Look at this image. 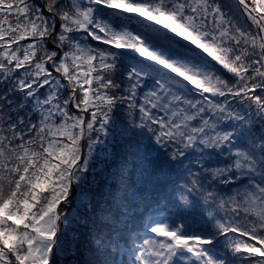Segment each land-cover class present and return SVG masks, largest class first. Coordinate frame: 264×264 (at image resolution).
Segmentation results:
<instances>
[{
  "label": "snow or ice",
  "instance_id": "snow-or-ice-1",
  "mask_svg": "<svg viewBox=\"0 0 264 264\" xmlns=\"http://www.w3.org/2000/svg\"><path fill=\"white\" fill-rule=\"evenodd\" d=\"M69 256L264 264V0H0V264Z\"/></svg>",
  "mask_w": 264,
  "mask_h": 264
},
{
  "label": "trees",
  "instance_id": "trees-1",
  "mask_svg": "<svg viewBox=\"0 0 264 264\" xmlns=\"http://www.w3.org/2000/svg\"><path fill=\"white\" fill-rule=\"evenodd\" d=\"M226 2H231V3H234V0H226ZM243 22V20L241 21ZM138 26V21L136 20H131L130 21V27H136ZM101 47H103V45H100ZM132 55V53H128V56L130 57ZM110 167V165H106V164H98L97 167H96V176H97V179L99 180L100 179V176H101V172H100V169L103 168L105 170V172L108 170V168ZM100 186L102 187L103 186V181H101V184ZM161 216H167V215H170L169 213H160ZM82 231L84 232H87L88 231V228L85 227L84 229H82ZM70 260H73V257L69 256L67 258V260H64L62 261V264H67L68 261Z\"/></svg>",
  "mask_w": 264,
  "mask_h": 264
}]
</instances>
